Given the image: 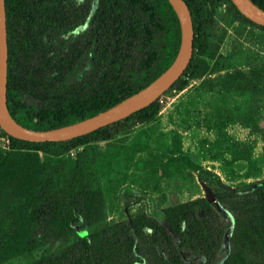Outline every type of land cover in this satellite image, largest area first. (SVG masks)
<instances>
[{
  "label": "trees",
  "instance_id": "trees-1",
  "mask_svg": "<svg viewBox=\"0 0 264 264\" xmlns=\"http://www.w3.org/2000/svg\"><path fill=\"white\" fill-rule=\"evenodd\" d=\"M185 1L194 23L195 53L205 38L204 14L213 11L217 0H207L208 8L201 0ZM252 1L264 9V0ZM5 3L8 108L18 122L32 129L69 125L112 107L160 75L179 50L180 23L169 0H98L93 22L101 40L93 70L67 85L90 42L77 39L66 53L57 55L49 49V35L74 25V15L79 12L83 18L89 6L73 10L69 0ZM155 3L164 10L165 19ZM163 58L161 67L154 69ZM21 89L49 105L27 117L17 116L24 109L15 101ZM156 101L123 120L64 142L33 143L10 137L25 148L7 154L0 150V264L30 255L27 264H192L186 259L192 256L201 257L204 264H218L224 229L212 201L201 197L168 206L163 209L166 224L147 214L108 224L103 222L104 196L91 150L45 162L38 156V151L49 154L59 145L69 151L110 139L115 135L110 128L127 119L155 117ZM213 192L232 219L230 251L222 264H264V180L248 189ZM84 228L87 231L78 235L77 229ZM43 242L57 243L58 248L33 256Z\"/></svg>",
  "mask_w": 264,
  "mask_h": 264
},
{
  "label": "rangeland",
  "instance_id": "rangeland-1",
  "mask_svg": "<svg viewBox=\"0 0 264 264\" xmlns=\"http://www.w3.org/2000/svg\"><path fill=\"white\" fill-rule=\"evenodd\" d=\"M69 1L75 10L88 5L89 14L79 18L77 12L74 25L49 35V49L62 55L77 39L90 42L66 80L72 85L92 72L101 36L95 33L93 22L98 0ZM201 1L209 7L207 0ZM155 5L165 19L164 10ZM214 6L204 14L205 38L193 53L191 69L156 101L155 117L141 120L135 116L111 127L109 133L115 135L110 139L69 151L59 145L49 154L38 151V156L45 162L68 159L84 148L91 150L104 196L103 222L108 224L140 214L166 224L164 208L201 197L212 201L224 229L217 257L222 264L230 251L232 219L213 191L248 189L264 180V26L246 18L228 0H217ZM17 94L15 101L24 107L17 116L24 113L27 117L49 105L25 89ZM10 137L0 127L4 154L25 148ZM5 139L10 141L9 149L1 147ZM55 152L60 154L54 156ZM86 231L77 229V234ZM57 248V243L43 242L33 256ZM31 258L16 257L3 264H27ZM186 259L204 264L198 256Z\"/></svg>",
  "mask_w": 264,
  "mask_h": 264
},
{
  "label": "water",
  "instance_id": "water-1",
  "mask_svg": "<svg viewBox=\"0 0 264 264\" xmlns=\"http://www.w3.org/2000/svg\"><path fill=\"white\" fill-rule=\"evenodd\" d=\"M241 14L264 26V9L252 0H231ZM180 23V46L171 65L139 91L81 121L47 130L22 125L8 108V30L5 0H0V127L9 136L33 143L64 142L90 134L150 106L185 73L194 52V23L185 0H169Z\"/></svg>",
  "mask_w": 264,
  "mask_h": 264
},
{
  "label": "built area",
  "instance_id": "built-area-1",
  "mask_svg": "<svg viewBox=\"0 0 264 264\" xmlns=\"http://www.w3.org/2000/svg\"><path fill=\"white\" fill-rule=\"evenodd\" d=\"M1 147H3L4 149H9V147H10L9 139H5V141L2 143Z\"/></svg>",
  "mask_w": 264,
  "mask_h": 264
}]
</instances>
